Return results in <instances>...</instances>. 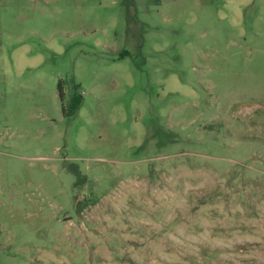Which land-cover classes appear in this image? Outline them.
<instances>
[{
    "label": "rangeland",
    "instance_id": "obj_1",
    "mask_svg": "<svg viewBox=\"0 0 264 264\" xmlns=\"http://www.w3.org/2000/svg\"><path fill=\"white\" fill-rule=\"evenodd\" d=\"M0 264H264V0H0Z\"/></svg>",
    "mask_w": 264,
    "mask_h": 264
},
{
    "label": "trees",
    "instance_id": "obj_2",
    "mask_svg": "<svg viewBox=\"0 0 264 264\" xmlns=\"http://www.w3.org/2000/svg\"><path fill=\"white\" fill-rule=\"evenodd\" d=\"M127 55H128L127 51H122V53L120 54V58ZM57 91H58L59 99L61 101V112L63 116L67 118H71L75 116L82 103V96L79 93V86L72 82L71 89L69 91L68 96L66 97L63 93L64 92L63 85L59 81L57 84ZM64 97L66 100H64Z\"/></svg>",
    "mask_w": 264,
    "mask_h": 264
}]
</instances>
